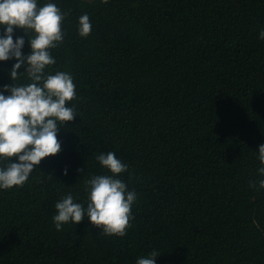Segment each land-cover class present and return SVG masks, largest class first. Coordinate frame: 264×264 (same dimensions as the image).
<instances>
[{
	"label": "trees",
	"instance_id": "1",
	"mask_svg": "<svg viewBox=\"0 0 264 264\" xmlns=\"http://www.w3.org/2000/svg\"><path fill=\"white\" fill-rule=\"evenodd\" d=\"M37 3L67 13L45 74L73 77L76 117L59 128L57 155L23 187L0 189V264H136L153 251L155 264H264V0ZM32 36L14 29L24 55ZM16 62L0 61V91L31 83L11 80ZM108 152L136 194L127 235L87 217L57 231L56 203L71 193L86 208L85 181L112 175L96 159Z\"/></svg>",
	"mask_w": 264,
	"mask_h": 264
},
{
	"label": "clouds",
	"instance_id": "2",
	"mask_svg": "<svg viewBox=\"0 0 264 264\" xmlns=\"http://www.w3.org/2000/svg\"><path fill=\"white\" fill-rule=\"evenodd\" d=\"M102 2L108 3V0ZM66 15L54 3L38 6L37 0H0V26L4 28L0 36V61L13 58L17 61L9 73L12 81L18 80L21 74H27L31 80L27 85H4L0 91V159L9 161L7 166L0 167V189L23 187L44 158L57 155L61 151V142L57 139L59 128L76 117L75 108L67 106L76 99L73 77L62 71L45 74L46 67L56 63L50 49L63 42L62 23ZM14 29L33 34L29 39L30 54L22 53L23 37L13 39ZM91 31L89 16L84 14L79 18L78 33L86 38ZM259 38L264 39V30ZM22 66H26L25 72L18 71ZM4 92L10 94L4 95ZM258 153L264 165V144L259 146ZM96 159L112 175H95L85 181L86 208L74 202L71 193L57 202L54 226L61 231L63 225H76L87 217L93 227L102 229L103 235L124 237L134 219L132 205L136 194L128 191L126 184L116 177L128 170L127 165L113 152L101 153ZM258 172L264 176V166ZM250 187L256 185L253 183ZM259 188L264 189V179L260 180ZM158 255L153 251L147 257L138 258L136 264H155Z\"/></svg>",
	"mask_w": 264,
	"mask_h": 264
}]
</instances>
